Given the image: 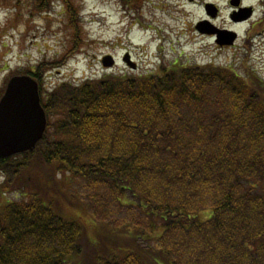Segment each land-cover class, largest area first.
Listing matches in <instances>:
<instances>
[{
  "label": "trees",
  "instance_id": "16d2710c",
  "mask_svg": "<svg viewBox=\"0 0 264 264\" xmlns=\"http://www.w3.org/2000/svg\"><path fill=\"white\" fill-rule=\"evenodd\" d=\"M209 62L52 88L51 63L26 71L48 124L0 157L24 195L0 210V264H264V81Z\"/></svg>",
  "mask_w": 264,
  "mask_h": 264
},
{
  "label": "rangeland",
  "instance_id": "374dc122",
  "mask_svg": "<svg viewBox=\"0 0 264 264\" xmlns=\"http://www.w3.org/2000/svg\"><path fill=\"white\" fill-rule=\"evenodd\" d=\"M71 2L79 11L78 18L75 19L79 28L77 34L72 23L69 25V20L62 15V3L54 0L49 19L42 18L45 14L35 10L32 39H29L31 33H27L24 26L8 33L5 26L10 12L0 7V61H7L10 66L15 67L22 51L24 57H31L33 54L35 64L44 59L53 65L49 66L50 72L46 75L49 77L46 84L52 88L64 80L79 82L85 77L100 76L107 70L115 74L134 75L162 72L161 61L170 63L188 59L202 64L215 57V65L223 66L226 60H231L230 53H216L208 48V38H192L187 34V24L201 18L200 4L197 6L188 0H143L142 3L134 1L136 4L129 0ZM23 13L26 14L25 11ZM223 16H226V12ZM201 25V28H207L205 21ZM75 38L78 40L77 45L71 49L72 39ZM21 41V45L16 44ZM5 42L11 47L6 48ZM240 53V56L246 55L244 51ZM64 55L68 58L67 61L62 66L54 65ZM126 59L133 66H138V69H130ZM104 60L111 62L112 67L104 70ZM235 61L242 62L240 57ZM250 63L264 76L262 43H255ZM1 182L5 183L6 190L2 198L0 197V210L6 200L10 203L24 198V195H16L14 189H11L12 192L7 190L8 185L10 188L15 186L8 182L5 173L0 176ZM209 215L206 211L199 214V217L205 220Z\"/></svg>",
  "mask_w": 264,
  "mask_h": 264
},
{
  "label": "flooded vegetation",
  "instance_id": "af4514ba",
  "mask_svg": "<svg viewBox=\"0 0 264 264\" xmlns=\"http://www.w3.org/2000/svg\"><path fill=\"white\" fill-rule=\"evenodd\" d=\"M58 1L62 3V9L64 10L63 13L61 12L62 15L69 20L71 0ZM129 1L134 4H136L135 2H143V0ZM53 2L54 0H0L1 8H5L10 12V17L5 26L7 32L10 33L12 30H17L20 26H24L26 27V32L31 33L29 39H32V32L35 29L31 28H34L35 10L38 13L45 14L42 18L49 19ZM188 2L197 6L200 4L202 12L201 18L187 24V34L191 35L192 38H199L200 36L208 38L209 44L207 47L212 48V51L214 50L216 53H230L231 60H226L223 65L227 69L239 70L247 79L251 78L250 75H256L258 79L264 81V76L254 67V64L250 63L255 43L264 45V0H188ZM24 11L26 12L25 15ZM224 12H226V16H223ZM204 21L207 25V28L204 29L209 33H202L201 31V22ZM3 32L5 33L4 30ZM2 36L5 37L4 34ZM22 41L16 42V44L19 43L21 45ZM5 43L6 48L11 47L8 42ZM240 51H244L246 55L240 56ZM239 57L242 62L235 61ZM214 60L215 57H212L209 63L215 65ZM2 62L1 60L0 94L11 77L27 75L26 71L34 70L35 68L33 54L31 57H24L23 51L19 55V59L16 61L18 64L15 67L10 66L7 61L3 64ZM30 72H28V75L32 74Z\"/></svg>",
  "mask_w": 264,
  "mask_h": 264
},
{
  "label": "water",
  "instance_id": "95a60500",
  "mask_svg": "<svg viewBox=\"0 0 264 264\" xmlns=\"http://www.w3.org/2000/svg\"><path fill=\"white\" fill-rule=\"evenodd\" d=\"M201 31L209 33L202 28ZM103 64L109 67L111 62L104 60ZM46 126L38 82L27 75L13 77L0 100V156L33 150Z\"/></svg>",
  "mask_w": 264,
  "mask_h": 264
}]
</instances>
